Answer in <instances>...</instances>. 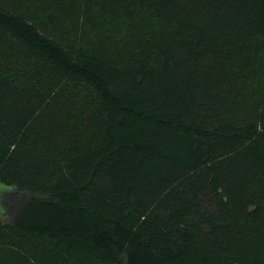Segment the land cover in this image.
Wrapping results in <instances>:
<instances>
[{
    "label": "trees",
    "instance_id": "obj_1",
    "mask_svg": "<svg viewBox=\"0 0 264 264\" xmlns=\"http://www.w3.org/2000/svg\"><path fill=\"white\" fill-rule=\"evenodd\" d=\"M44 1L0 0V264H264V0Z\"/></svg>",
    "mask_w": 264,
    "mask_h": 264
},
{
    "label": "rangeland",
    "instance_id": "obj_2",
    "mask_svg": "<svg viewBox=\"0 0 264 264\" xmlns=\"http://www.w3.org/2000/svg\"><path fill=\"white\" fill-rule=\"evenodd\" d=\"M44 2L43 6H46V3L44 0H42ZM31 2V0H30ZM95 18H97L96 16H94ZM97 25H99V31L102 33L103 36H107L109 37L111 40H118L123 34H124V26H125V22L123 20L122 17L117 16H112V15H106L103 17H98L97 19L93 20L92 22L87 23V27L90 28V30L95 29L96 27H98ZM91 32V31H90ZM94 33V32H92ZM4 55L0 52V63L1 61H4ZM84 109V108H83ZM82 110V109H80ZM82 112H89V109H87V111H82ZM86 113L84 115V117L86 116ZM74 113L71 111V109L68 110V115H66L65 119H66V123L67 125H70L71 122L73 121V116ZM76 116V115H75ZM84 127L85 124L83 123ZM6 187L2 186L0 187V209L7 212L8 214H11V210L8 206V204L10 203V201L12 200L13 197H11V194H9L7 192V190L3 189Z\"/></svg>",
    "mask_w": 264,
    "mask_h": 264
}]
</instances>
